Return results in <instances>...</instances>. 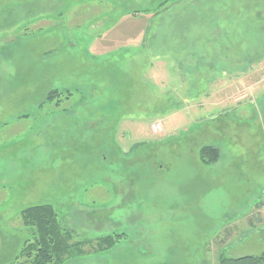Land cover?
<instances>
[{
  "label": "rangeland",
  "instance_id": "1",
  "mask_svg": "<svg viewBox=\"0 0 264 264\" xmlns=\"http://www.w3.org/2000/svg\"><path fill=\"white\" fill-rule=\"evenodd\" d=\"M155 18L147 53L98 58L51 98L61 108L108 102L99 109L112 132L55 138L46 114L55 106L39 107L55 90L39 82L41 55L22 40L118 19L138 43ZM3 41L20 43L0 51V147L23 154L7 155L20 169L0 198V264H14L31 233L18 182L75 232L64 264H217L220 237L227 256L264 252V0H0ZM204 145L219 149L210 164ZM111 232L125 237L107 248L99 240Z\"/></svg>",
  "mask_w": 264,
  "mask_h": 264
},
{
  "label": "crops",
  "instance_id": "2",
  "mask_svg": "<svg viewBox=\"0 0 264 264\" xmlns=\"http://www.w3.org/2000/svg\"><path fill=\"white\" fill-rule=\"evenodd\" d=\"M117 20L118 19L103 21L102 24H94V20H91L82 25L76 24L75 30L71 31L70 29H62L63 26L60 24H55L52 28L44 29L40 33L26 37L24 41L22 40V44L28 46V48L26 47L27 51L31 53L36 52L37 55L40 53L41 55L38 61L39 74H41L39 82L49 85L45 91L48 92L55 90L59 91V93L68 92L71 87H63L62 85L70 83L72 77H74L76 81L79 73L87 74L88 71H93L95 68V60L98 58L118 53L121 54L122 58H131L132 55L138 51V53H147L146 51L140 50L142 49L144 42H147L146 40L150 38L149 35L154 32L153 28L158 26L157 18L151 21L149 29L146 27L144 31H141V39L138 43L135 41H133V43H130L131 41H127V38H135V33L133 31L126 30L124 28L126 24H122L118 27L121 20H118V22ZM60 23H62V21H60ZM166 26L167 28L170 27L168 23ZM187 27L189 28V25ZM68 33H70V35H68ZM171 33L177 37V34L170 29H167L166 36L168 37ZM79 35L81 38H79ZM8 43L9 42L3 41L0 45V51L2 54L13 50L15 51L17 47H15L14 44H19L20 42L16 41L12 44L11 41L10 44L12 45L9 46ZM122 53L127 54L123 55ZM149 56L152 57L150 54ZM170 57V55L166 54L163 55V57L156 55L153 58L170 59ZM4 58V56H0V61ZM59 101L60 100L53 102L52 99L44 98L39 104L40 108H42L45 104H53L56 108L46 112L47 115L50 114L47 118L52 117L53 119L55 138H61L62 133L65 132L69 134L73 133L76 136H82L85 133L112 132V130L108 128V124H105V110L99 109L107 107L108 102L104 100L94 102L93 100L82 99L70 108H61ZM81 107L86 108V110L80 111L79 109ZM26 116L27 114H22L18 117ZM67 116H70L72 124L68 123L69 121L66 120ZM95 116H97V118H94ZM47 123V119H44L41 125L43 126ZM95 123L97 126H95ZM6 125L7 123H2L0 125V130L4 129ZM62 129H64L65 132L64 130L62 131ZM102 137H104V135ZM11 154L21 155L23 153L15 152L12 148L9 150L6 145L0 147V163H2L0 164V185L1 189H4V193L0 194V198H4V202L7 201V195L9 192L8 188L11 184L9 176L12 172L15 178L18 177L17 174H14V171L20 169L15 166L14 161L9 158L7 159V155ZM18 172L19 170H17V173ZM6 185H8V187H6ZM24 186L25 184L20 186L18 182V189L20 191H18V194H20V198L24 200L23 197L26 196V199L24 200L26 205L23 209L30 206L29 204L31 203L34 205V203L38 204L37 202H39L38 200L32 201L31 199H28L27 193L23 191ZM259 210L262 214H264L260 206ZM254 215L256 218L259 216L258 213H254ZM260 223H263L262 225H264V217ZM227 234L228 233H226V235ZM217 240L218 243L222 245L221 250L225 251L226 248L224 247V242L221 240V237Z\"/></svg>",
  "mask_w": 264,
  "mask_h": 264
},
{
  "label": "trees",
  "instance_id": "3",
  "mask_svg": "<svg viewBox=\"0 0 264 264\" xmlns=\"http://www.w3.org/2000/svg\"><path fill=\"white\" fill-rule=\"evenodd\" d=\"M167 8V7H166ZM164 9L156 10V14ZM57 91L50 92L46 99H51ZM202 163L210 164L219 157V149L204 145L199 149ZM22 223L30 228V236L22 243L14 264H64L77 247L76 234L70 228L62 227L59 223L55 208L49 203L30 205L20 212ZM127 235V234H126ZM125 234L114 232L100 238L99 242L107 248L120 244ZM126 241V240H125ZM23 259L22 262H19ZM217 264H264V252L260 255L227 256L221 250L217 256Z\"/></svg>",
  "mask_w": 264,
  "mask_h": 264
},
{
  "label": "built area",
  "instance_id": "4",
  "mask_svg": "<svg viewBox=\"0 0 264 264\" xmlns=\"http://www.w3.org/2000/svg\"><path fill=\"white\" fill-rule=\"evenodd\" d=\"M154 129H155V127H154ZM262 210L264 211V199H263V201H262Z\"/></svg>",
  "mask_w": 264,
  "mask_h": 264
}]
</instances>
